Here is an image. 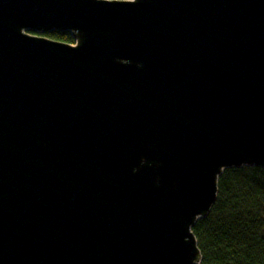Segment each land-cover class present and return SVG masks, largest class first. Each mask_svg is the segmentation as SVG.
<instances>
[{"label":"water","instance_id":"obj_1","mask_svg":"<svg viewBox=\"0 0 264 264\" xmlns=\"http://www.w3.org/2000/svg\"><path fill=\"white\" fill-rule=\"evenodd\" d=\"M242 166L264 0H0V264H203L192 228Z\"/></svg>","mask_w":264,"mask_h":264},{"label":"trees","instance_id":"obj_2","mask_svg":"<svg viewBox=\"0 0 264 264\" xmlns=\"http://www.w3.org/2000/svg\"><path fill=\"white\" fill-rule=\"evenodd\" d=\"M43 35L74 42L68 31ZM192 230L203 264H264V168L225 169L211 211Z\"/></svg>","mask_w":264,"mask_h":264}]
</instances>
